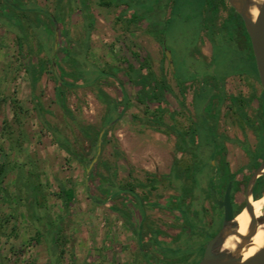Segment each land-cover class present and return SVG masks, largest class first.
<instances>
[{"label":"rangeland","instance_id":"1","mask_svg":"<svg viewBox=\"0 0 264 264\" xmlns=\"http://www.w3.org/2000/svg\"><path fill=\"white\" fill-rule=\"evenodd\" d=\"M136 1L137 6L127 8L117 0H84V4L81 0H0V164L7 167L0 184V261L49 264L44 243L36 242L29 219L25 178L29 170H35L30 161L39 174L38 211L44 208L47 219L61 227L62 254L57 264H150L152 245L156 248L160 241L173 246L180 241L185 222L194 225L175 199L180 194L178 180L186 189L193 186L183 175L177 180L178 174L191 165V174L199 173L198 185L190 190L195 198L201 192L202 175L206 168H213V161H225L234 175L246 163L254 141L242 120L258 111L260 91L253 77H225L233 58L225 55L228 36L221 33L230 12L228 4L219 8L211 33V0ZM5 2L60 12L63 36L57 35L53 51L66 73L64 81L71 84L63 88L61 100L74 121L56 98L52 68L46 62L51 45L42 48L36 30L29 27L35 13L12 11L20 17L27 37L20 48L16 33L4 25ZM134 11L139 17L135 23L130 21ZM39 17L48 22L44 15ZM157 37H162L163 47ZM235 42L239 48V40ZM164 50L170 52L172 71ZM67 52L74 58H68ZM132 53L140 54L157 78L163 75L173 93L167 92L159 101L158 123L151 115L154 104L148 100L149 91L123 74L126 62L137 66ZM30 58L43 66L34 87L26 71ZM91 65L119 72L127 95L122 117L103 128L106 99L118 100L117 85L112 78H102L81 86L76 68ZM176 81L186 83L178 86ZM212 96L225 99L215 117L220 139L207 121L214 118L206 106ZM54 130L83 156L91 148L83 132L98 133L99 152L90 167L58 146ZM178 133H186L183 139L194 147L193 160L190 153L178 151ZM223 144L222 154L216 157ZM108 184L125 190L109 197ZM135 197L144 209L142 228L141 202ZM190 197L186 195L184 204ZM202 204L209 222L212 207L204 199ZM128 214L127 226L123 215ZM196 226L207 241L210 229L201 221ZM186 243L173 253L195 254L198 241Z\"/></svg>","mask_w":264,"mask_h":264},{"label":"trees","instance_id":"2","mask_svg":"<svg viewBox=\"0 0 264 264\" xmlns=\"http://www.w3.org/2000/svg\"><path fill=\"white\" fill-rule=\"evenodd\" d=\"M81 1H82V4H84V0H81ZM117 1L120 4L125 5L127 8L132 7L136 4L138 5V2L136 0L130 1L131 3L133 2V5L128 4L126 0H117ZM225 3L226 2L224 0H211V4L209 5L210 12H212V16L210 18L211 33H213L212 28L214 26L213 23L216 18V14L219 8L222 7L223 4ZM104 4L110 5L109 2L104 3ZM4 7H5L4 9L8 13L6 15V19L4 20V25L8 29H11L14 33H16V38H17L18 43L20 44V48L22 47V42L25 41L27 37L24 34V27H23V23L20 17L18 19L17 18L18 16L14 15L12 11H16L17 13H22V14L35 13L34 21L28 22L29 27L36 30L35 36L37 40L40 42L39 45L42 48H44V46H46L49 43L51 45V48H50L51 50L49 51L47 55L48 58L46 62L52 68L51 71L53 73V79L56 84V87H55L56 98L58 102L60 103L61 109L64 111V113L67 114V116H69L71 121H74L72 115L63 105V102L61 100V96L63 95V88H69L71 84H68L66 81H64L63 77L66 73L57 64L56 57L53 51L56 46L57 35L63 36V28H60L61 26H63V23H62L63 21H62L60 12L57 11L54 13H48L47 11L39 7L26 8L25 6L18 7L17 5L15 7L13 4H8L7 2H5ZM229 11L230 12L228 14V18L226 19L224 23L225 30L221 33L222 35L227 34L228 36L227 41L229 45L225 47V55L231 54L233 58L228 63L230 70H229V74L225 77L235 75V74H245L247 76L253 77V79H255V81L257 82L258 77H257L256 69H255V64L253 61L250 41L245 31V28L243 26V22L241 18L234 12V10L229 8ZM41 14L46 17V20L48 22H44L43 20L40 19L39 15ZM137 15L138 13L134 11L130 17V21L135 23L139 19ZM24 17L25 19L27 18L26 15H24ZM151 25L152 27H154L153 23ZM235 38L239 40L240 42L239 48L235 42L236 40ZM157 39L160 45L163 47L162 37L160 38L157 37ZM131 55L134 61L137 62V66H134L133 64L129 62H126L127 70L124 71L123 74L125 76H129L130 78L132 77L135 83L142 85L144 87V91L145 90H147V92L149 91L147 95L148 100L154 104V109L152 110L151 115L154 119V123H158L160 120V117L157 115L160 111L159 101H162L163 99L166 98L167 92L171 94L172 91L170 87L167 85L163 75H161L160 78H157L152 72L148 70L147 62L145 59H143V57L140 54L132 53ZM67 56L68 58H74V55L70 52L69 53L67 52ZM163 56L165 58L164 54ZM55 67L57 70L55 69ZM42 68L43 66L41 64L40 65L34 64L31 58L27 62L26 71H27V74L30 80L31 87H34L35 83L37 82L38 75L41 73ZM145 69H147L148 71H146ZM76 71L79 74L78 78H79V81H81L80 83L81 86H88L102 78H112L116 82L119 97H118V100H111L108 98L106 99L107 108H106V115L104 118L102 128L109 126L113 121L121 118L124 112V107L127 103V95L124 92L122 84L119 81V77H120L118 75L119 72L112 71L111 69L100 70V68H97L96 66H92V65L89 69L78 67L76 68ZM176 83L178 86H182L186 82L180 83L176 81ZM259 97L264 99V95L262 93L260 94ZM234 102L236 104H240L239 102L241 101L234 99ZM42 123L46 124L44 123V121H42ZM76 126L78 127V125ZM186 133H178V151L181 153H190L191 159L193 160L194 147L192 145H188L186 143L187 140L183 139V136ZM53 135H54L56 143L61 149H63L68 155H70V157H73L76 160L80 161L84 165L85 168L89 167V164L93 161V159L95 158L97 154L98 133L94 135H90L88 132H83V135L85 136V138L87 139L91 147L90 153L87 154L86 156H83L81 153L76 152L73 149L71 143L65 137H63L58 132H56L55 130L53 131ZM106 135L107 133L105 132L103 138H105ZM30 163L31 165H33V167H35L34 168L35 170H32V171L29 170L26 174V178H25L26 191L25 192L27 195L26 202H27V205L30 211L29 219L31 223V228L34 230V234H35L34 237H35L36 242H40L42 240V242L44 243L47 254L49 256V264H57V261L60 259V255L62 254L61 245H60L61 227L59 225H55L52 220L47 219L44 208H42L41 213L38 211L37 206L39 203H41L39 199L40 184H39V181L37 180L39 178V174H38V169L36 168V165L32 161H30ZM191 169H192V165L189 168H186V170L182 172L181 175L178 174V176L176 177V179L178 180L179 177L183 175L185 179H188V180L191 179V186H193L190 189H186L184 186L185 184H183L180 180H178L179 182L178 184L180 186L179 187L180 194L179 196L176 197V199L179 201L182 214H184V216L189 220L191 219L187 214L188 211H190L189 206H192V204L194 203L193 213L194 212L195 213L193 215L194 216L193 218H197L198 221H201V214H199L195 210L199 211L202 209L203 200H200L196 197L195 198L190 197L192 195V192L190 190L194 188L195 183H197L196 185H198L199 173L191 174ZM6 172H7L6 164L1 163L0 164V184ZM20 177L21 175H19V172H18L16 179L18 180L20 179ZM232 178H233V175L228 174V169L225 167L224 183L226 184ZM106 187H107V192H108L109 197H115L118 194L123 193L125 190V189H116L113 184H108L106 185ZM60 191L62 193H65L64 188H60ZM187 194L191 198V200L188 204H184L183 201L184 199H186L185 197ZM261 196L262 195H259L258 197L254 199H258ZM64 200H66V198H64ZM138 200L140 201V199ZM193 207H191V209ZM140 209L142 210L143 217H142V220L140 221L139 228H142V223L144 220V209L142 206V202H141ZM123 218L125 220V224L128 226L129 219H130L129 214L127 216L123 215ZM192 221L194 225L190 226L185 222V226L182 229V233H183L182 236H183V241H184L182 246H186L187 241L200 237L198 241L199 246L196 248L195 254H193L191 257L190 255L191 252H189L188 250H187L188 253H185V254L184 253L175 254L173 253L174 251L172 250V253H173L172 256H175V257L177 256V258H179L178 259L179 262L182 264H197L202 256V253L205 247V244H203L204 242L201 240L203 232L196 226L197 222H195L194 219ZM179 262H177L176 264H180ZM0 264H8V262L2 260L0 261Z\"/></svg>","mask_w":264,"mask_h":264},{"label":"flooded vegetation","instance_id":"3","mask_svg":"<svg viewBox=\"0 0 264 264\" xmlns=\"http://www.w3.org/2000/svg\"><path fill=\"white\" fill-rule=\"evenodd\" d=\"M223 100H225L223 97L219 98V97L212 96L209 99V102L206 104L210 113L213 112L214 114V118L207 119V121L213 133L216 135V137H218V139H220L223 136L221 135L219 136V133H218V130L215 124V117L219 114L218 111L220 110V107L223 104L222 103ZM256 100H257V110L258 111L255 113L253 118L251 119L243 118L242 120L245 129H247V133L249 134L251 138H253V141H254L253 148L248 152L246 163L242 167H240L239 170L236 171L235 175L232 174L233 178L230 181H228L226 184L224 183V175H225V167L228 169V166L223 160L213 161L211 163L213 168H206L205 173H203L202 175V183H201L202 185L200 188L201 192L198 193V196L196 198L200 200L204 199L205 201H208L212 207L210 209L209 222L206 221V212L205 210H202L203 208L199 211L195 210L196 212L201 214V222L204 223L206 228L210 229V231L207 232L205 235L208 238L207 241H205L206 239L202 240L201 238V240L204 242L202 243L205 245L220 230L221 225H222V220H223V214H224L223 208L218 207L212 202L211 192L214 193L216 200L222 201L225 196L227 188L230 187L229 201H230L232 213L234 216H236L245 207L246 191H247V185H248L250 177L264 162V99L261 97H258ZM218 101H220V103H218ZM224 146L225 144L221 146V150L216 157L222 154ZM228 174H231L229 170H228ZM189 182L191 183V179H189ZM199 194L202 196H199ZM259 195H264V174L260 176L259 178H257V180L255 181L253 188H252V192H251V198L253 200H257L254 198L258 197ZM174 204H176V202ZM193 210L188 211L187 214L191 218V220L194 219L195 222H198L197 218H193L194 217L193 215L195 213V212L193 213ZM191 211H192V214H191ZM261 216H264V214H261ZM155 233L157 235L156 234L154 235L158 239V233L157 232ZM199 239L200 237L195 238L196 241H199ZM183 243H184L183 236H181L180 241L173 246H172V242H160V241L158 243L159 248L158 247L155 248L152 245V248H151L152 254H149L150 256L149 262L151 261L150 264H152L153 260L157 261L158 264H176L177 262H179L178 260L179 258H177V256L176 257L172 256V250H175L176 248L181 247ZM156 254L157 255L161 254V256L155 257L154 255Z\"/></svg>","mask_w":264,"mask_h":264},{"label":"water","instance_id":"4","mask_svg":"<svg viewBox=\"0 0 264 264\" xmlns=\"http://www.w3.org/2000/svg\"><path fill=\"white\" fill-rule=\"evenodd\" d=\"M228 6L234 10V12L241 18L243 26L250 41L251 52L255 69L257 73V84L260 94L264 95V0L252 1V0H224ZM256 8L257 14L255 18L252 17L251 10ZM57 39V38H56ZM165 58L172 71V61L170 52L164 50ZM99 148L97 149L98 155ZM95 156V157H96ZM95 158L93 159V161ZM92 161V162H93ZM91 162V163H92ZM90 163V164H91ZM89 164V167H90ZM88 169L86 170V172ZM264 174V162L260 167L252 174L249 179L246 191V204L245 207L238 213L246 211L249 215L248 228L245 234L238 232V224L236 222V216L233 215L230 201L229 191L227 188L225 196L222 201H218L215 198L213 192H211L212 202L220 208H223V220L220 230L216 235L211 238L205 245L202 258L198 264H264V247L255 252L248 258H243L242 250L247 248L251 244V239L256 234L259 226L264 224V216L255 217L254 211L251 205V192L253 185L257 178ZM235 237L237 243L232 251L223 250L222 247L225 241Z\"/></svg>","mask_w":264,"mask_h":264},{"label":"bare ground","instance_id":"5","mask_svg":"<svg viewBox=\"0 0 264 264\" xmlns=\"http://www.w3.org/2000/svg\"><path fill=\"white\" fill-rule=\"evenodd\" d=\"M252 1H259V0H252ZM251 14L252 17L255 18L257 14V10L255 7L251 10ZM250 202L255 217L260 216L262 213V209L264 207V195H262L259 199L251 200ZM236 222L238 224V232L242 235L245 234L249 223V215L247 214V212L243 211L240 214H238L236 216ZM237 242L238 241L235 237H230L225 241L222 249L227 251H232L235 248V244ZM263 247H264V224L258 227L256 234L251 239L250 246L244 248L242 250L241 255L243 256V258H248L252 256L255 252L261 250Z\"/></svg>","mask_w":264,"mask_h":264},{"label":"crops","instance_id":"6","mask_svg":"<svg viewBox=\"0 0 264 264\" xmlns=\"http://www.w3.org/2000/svg\"><path fill=\"white\" fill-rule=\"evenodd\" d=\"M250 77V76H249Z\"/></svg>","mask_w":264,"mask_h":264}]
</instances>
